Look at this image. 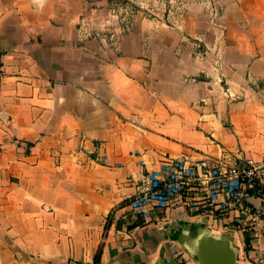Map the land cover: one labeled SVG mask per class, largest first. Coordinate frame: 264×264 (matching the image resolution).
Instances as JSON below:
<instances>
[{"label":"crops","instance_id":"obj_1","mask_svg":"<svg viewBox=\"0 0 264 264\" xmlns=\"http://www.w3.org/2000/svg\"><path fill=\"white\" fill-rule=\"evenodd\" d=\"M184 1L177 23L134 13L101 36L108 0H0V264H201L212 219L127 204L173 158L264 156V0ZM251 205L257 234L218 232L239 264L264 252Z\"/></svg>","mask_w":264,"mask_h":264},{"label":"built area","instance_id":"obj_2","mask_svg":"<svg viewBox=\"0 0 264 264\" xmlns=\"http://www.w3.org/2000/svg\"><path fill=\"white\" fill-rule=\"evenodd\" d=\"M4 77L0 69V92ZM253 199L264 200V156L250 158L244 165L226 161L210 165L207 159L173 158L151 172L145 189L127 205L137 216L147 219L150 208H161L178 200L192 212L212 219L214 224L210 227L214 232L227 228L224 221L228 216L255 231L259 215L253 211ZM173 249L181 254L178 245H173ZM254 264H264V252Z\"/></svg>","mask_w":264,"mask_h":264},{"label":"rangeland","instance_id":"obj_3","mask_svg":"<svg viewBox=\"0 0 264 264\" xmlns=\"http://www.w3.org/2000/svg\"><path fill=\"white\" fill-rule=\"evenodd\" d=\"M199 1L205 4V8L210 12L213 10L214 13H218L217 8L213 6L214 0ZM108 2L107 10L98 13V16H96V18H99V22L89 20L91 28L100 27L99 24H102L101 32L108 34L111 33L114 26H119L122 22H128L134 13L141 16L160 17L170 23H177L184 19L186 15H190L195 11V8L193 10L192 5L184 0H108ZM92 17L94 16H89V19Z\"/></svg>","mask_w":264,"mask_h":264},{"label":"water","instance_id":"obj_4","mask_svg":"<svg viewBox=\"0 0 264 264\" xmlns=\"http://www.w3.org/2000/svg\"><path fill=\"white\" fill-rule=\"evenodd\" d=\"M193 247L201 264H239L231 235L205 229L196 236Z\"/></svg>","mask_w":264,"mask_h":264},{"label":"trees","instance_id":"obj_5","mask_svg":"<svg viewBox=\"0 0 264 264\" xmlns=\"http://www.w3.org/2000/svg\"><path fill=\"white\" fill-rule=\"evenodd\" d=\"M99 256H100V252H99L98 256L96 257V264H97L98 261H99Z\"/></svg>","mask_w":264,"mask_h":264}]
</instances>
